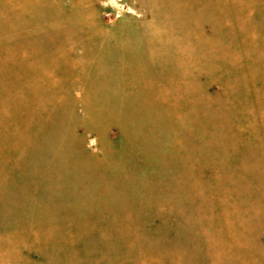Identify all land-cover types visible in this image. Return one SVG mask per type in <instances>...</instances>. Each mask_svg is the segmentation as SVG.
Masks as SVG:
<instances>
[{
	"label": "rangeland",
	"instance_id": "rangeland-1",
	"mask_svg": "<svg viewBox=\"0 0 264 264\" xmlns=\"http://www.w3.org/2000/svg\"><path fill=\"white\" fill-rule=\"evenodd\" d=\"M0 264H264V0H0Z\"/></svg>",
	"mask_w": 264,
	"mask_h": 264
}]
</instances>
